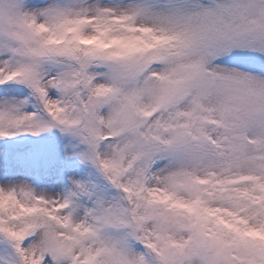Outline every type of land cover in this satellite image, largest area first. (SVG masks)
I'll list each match as a JSON object with an SVG mask.
<instances>
[{"label": "snow or ice", "instance_id": "obj_1", "mask_svg": "<svg viewBox=\"0 0 264 264\" xmlns=\"http://www.w3.org/2000/svg\"><path fill=\"white\" fill-rule=\"evenodd\" d=\"M0 264H264V0H0Z\"/></svg>", "mask_w": 264, "mask_h": 264}]
</instances>
